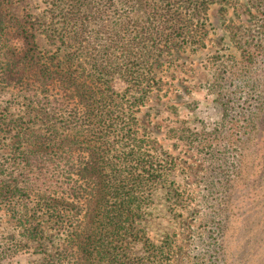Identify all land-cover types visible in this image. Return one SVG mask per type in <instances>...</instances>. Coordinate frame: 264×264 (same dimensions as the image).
<instances>
[{
  "label": "trees",
  "instance_id": "obj_1",
  "mask_svg": "<svg viewBox=\"0 0 264 264\" xmlns=\"http://www.w3.org/2000/svg\"><path fill=\"white\" fill-rule=\"evenodd\" d=\"M11 1L0 0V80L28 90L27 111L45 131L33 137L46 143L30 144L35 132L24 122L21 128L7 125L16 150L9 179L0 180L1 198L29 239L43 233L38 211L54 202L61 232L56 264H131L153 196L172 171L151 153L137 116L157 85L155 65L165 54L197 45L195 34L209 23L211 7L227 0H51L50 11L59 12L57 23L63 24L59 72L55 54L43 57L36 33L7 18L4 7ZM248 4L264 34V0ZM235 46L252 61L241 42ZM215 58L221 65L209 88L223 108V56ZM121 78L127 87L117 92L113 83ZM220 124L211 152L214 177H223ZM55 171L61 174L60 200L49 189L48 198L36 195L32 180ZM222 230L219 225L210 232L218 247L209 246L193 264L223 263L215 234Z\"/></svg>",
  "mask_w": 264,
  "mask_h": 264
},
{
  "label": "rangeland",
  "instance_id": "obj_2",
  "mask_svg": "<svg viewBox=\"0 0 264 264\" xmlns=\"http://www.w3.org/2000/svg\"><path fill=\"white\" fill-rule=\"evenodd\" d=\"M49 1L12 0L4 12L36 33L43 57L55 54L59 72L63 24L57 23L59 12L51 13ZM249 1L213 5L206 28L195 34L199 43L165 54L155 65L157 85L137 116L141 133L152 142L151 153L172 171L153 196L140 229L142 243L130 253L131 264H193V257L209 246L218 247L210 232L219 225L223 230L215 234L223 248L222 264H264V34ZM237 42L252 61H245ZM217 55L223 56V108L209 88L221 65ZM113 86L117 92L127 87L124 78ZM26 92L21 86L7 88L0 80V180L9 179L16 150L7 125L19 123L21 128L24 122L35 132L30 144L46 143L33 137L45 131L33 110L27 111ZM222 121L217 151H223V177H214V130ZM47 175L32 180L34 192L48 198L49 189L53 200H60V172ZM53 203L42 211L37 207L44 230L29 239L21 236L20 223L0 192V264L57 263L61 232Z\"/></svg>",
  "mask_w": 264,
  "mask_h": 264
}]
</instances>
